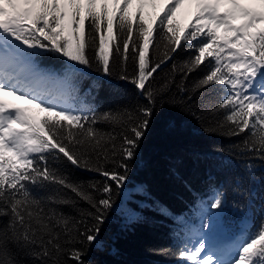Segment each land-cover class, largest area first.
Here are the masks:
<instances>
[{
    "label": "snow or ice",
    "instance_id": "snow-or-ice-1",
    "mask_svg": "<svg viewBox=\"0 0 264 264\" xmlns=\"http://www.w3.org/2000/svg\"><path fill=\"white\" fill-rule=\"evenodd\" d=\"M156 7L0 0V264H93L110 222L159 223L169 244L150 251L172 264H264V192L252 188L264 179V0ZM165 108L232 141L191 154L207 163L199 189L185 156L168 158L191 197L179 214L132 180Z\"/></svg>",
    "mask_w": 264,
    "mask_h": 264
},
{
    "label": "trees",
    "instance_id": "trees-1",
    "mask_svg": "<svg viewBox=\"0 0 264 264\" xmlns=\"http://www.w3.org/2000/svg\"><path fill=\"white\" fill-rule=\"evenodd\" d=\"M134 8L135 5L133 10ZM160 8L162 7L157 6L156 11ZM152 13L151 7L145 8L146 16ZM176 19L184 24L177 17ZM111 85H119L122 93L129 87L115 79L111 81ZM101 99L105 102L113 99L108 87L102 90ZM231 143L232 141L221 136L204 135L191 116L178 109L165 108L153 120L141 149V160L134 167L132 180L143 182L151 194L164 202L174 213L179 214L185 210V201L191 200V197L169 177L168 158L184 155V175L192 181L194 189H199L207 163L203 159L200 161L192 159L191 154L199 153L203 157ZM237 171L238 169L233 167L227 174H235ZM257 175L262 174L258 172ZM252 188L258 194L264 192V179L259 183H253ZM101 239L108 247L103 252L95 247L90 250L86 259L93 264H172L169 259L154 255L150 251L169 244L167 230L159 223L139 224L129 231H123L119 224L110 222L105 225Z\"/></svg>",
    "mask_w": 264,
    "mask_h": 264
},
{
    "label": "rangeland",
    "instance_id": "rangeland-1",
    "mask_svg": "<svg viewBox=\"0 0 264 264\" xmlns=\"http://www.w3.org/2000/svg\"><path fill=\"white\" fill-rule=\"evenodd\" d=\"M156 3H157V6L159 7H163L164 4H165V0H156ZM147 8V7H146ZM192 7L188 4H184L182 5L178 10H177V15L176 17L186 23L189 19H190V14H191V11H192ZM6 99L8 100H12V102L14 103H20V101H15L13 100V98L11 97H7Z\"/></svg>",
    "mask_w": 264,
    "mask_h": 264
}]
</instances>
